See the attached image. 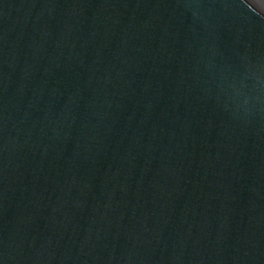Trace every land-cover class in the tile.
Segmentation results:
<instances>
[{
  "label": "water",
  "instance_id": "95a60500",
  "mask_svg": "<svg viewBox=\"0 0 264 264\" xmlns=\"http://www.w3.org/2000/svg\"><path fill=\"white\" fill-rule=\"evenodd\" d=\"M0 264H264V7L0 0Z\"/></svg>",
  "mask_w": 264,
  "mask_h": 264
},
{
  "label": "bare ground",
  "instance_id": "6f19581e",
  "mask_svg": "<svg viewBox=\"0 0 264 264\" xmlns=\"http://www.w3.org/2000/svg\"><path fill=\"white\" fill-rule=\"evenodd\" d=\"M255 1L259 2V4L264 7V0H255Z\"/></svg>",
  "mask_w": 264,
  "mask_h": 264
}]
</instances>
